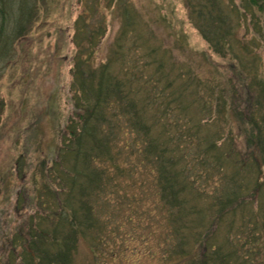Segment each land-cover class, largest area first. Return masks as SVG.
I'll return each instance as SVG.
<instances>
[{
	"label": "trees",
	"instance_id": "1",
	"mask_svg": "<svg viewBox=\"0 0 264 264\" xmlns=\"http://www.w3.org/2000/svg\"><path fill=\"white\" fill-rule=\"evenodd\" d=\"M39 1L0 0V74ZM236 1L185 0L195 30L227 62L201 77L141 27L132 4L80 0L74 114L49 167L32 177L35 209L26 233L10 236L5 264H77L81 242L88 264H116L127 241L160 264H264V0ZM114 9L120 24L98 59Z\"/></svg>",
	"mask_w": 264,
	"mask_h": 264
},
{
	"label": "rangeland",
	"instance_id": "2",
	"mask_svg": "<svg viewBox=\"0 0 264 264\" xmlns=\"http://www.w3.org/2000/svg\"><path fill=\"white\" fill-rule=\"evenodd\" d=\"M125 1L139 13L141 27L149 26L177 60L190 64L201 77L224 73L227 62L212 54L195 30L185 0ZM37 12L28 34L17 42L13 60L0 74V264H5L10 236L14 232L26 233L27 217L35 209L32 177L49 167L60 144V132L74 114L70 93L74 53L71 37L81 2L40 0ZM106 14L107 29L98 59H103L120 24L117 9ZM256 22L261 30V36L256 37L262 59L260 76L264 80V12L257 14ZM244 29L242 25L241 35ZM249 33L256 35L253 30ZM20 156L22 165H18ZM17 199L26 202L24 209L16 211ZM125 246L135 253L127 251L116 264H160L136 253L142 249L141 242L127 241ZM77 256V264H88L90 251L86 243H80Z\"/></svg>",
	"mask_w": 264,
	"mask_h": 264
}]
</instances>
